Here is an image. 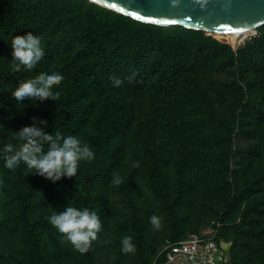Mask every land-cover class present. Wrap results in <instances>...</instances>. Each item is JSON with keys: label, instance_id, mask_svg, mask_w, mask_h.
Returning <instances> with one entry per match:
<instances>
[{"label": "trees", "instance_id": "1", "mask_svg": "<svg viewBox=\"0 0 264 264\" xmlns=\"http://www.w3.org/2000/svg\"><path fill=\"white\" fill-rule=\"evenodd\" d=\"M260 29L234 48L204 30L140 21L91 0H0V264H151L162 245L158 234L146 239L154 233L139 197L148 192L169 225L166 240L194 232L187 227L197 219L179 209L197 206L222 222L217 238L232 243V264H264ZM28 32L44 57L14 71L11 39ZM39 73L63 76L52 89L57 102L11 99ZM33 117L47 121L48 133L78 137L94 159L56 182L28 175L24 164L5 168L3 146L18 144L14 132ZM66 206L100 218L85 254L49 223ZM116 212L124 215L117 229L135 234L129 263L109 233Z\"/></svg>", "mask_w": 264, "mask_h": 264}, {"label": "clouds", "instance_id": "2", "mask_svg": "<svg viewBox=\"0 0 264 264\" xmlns=\"http://www.w3.org/2000/svg\"><path fill=\"white\" fill-rule=\"evenodd\" d=\"M41 40L32 32L23 36H14L11 39L12 66L14 71H31L44 57ZM59 73L51 75L39 73L34 78L19 82L11 93V99L17 103L28 101L59 100V93L52 89L63 81ZM120 82H117V86ZM33 123L23 126L14 134L18 144L8 143L3 146L4 166L8 170H15L21 164L26 166L28 175H39L52 182L59 181L62 177L69 179L76 177L81 162H91L94 152L87 144H81L74 135L63 136L60 132L48 133L47 121L33 117ZM47 146V151H45ZM139 167L138 162L133 165ZM117 184L122 181L117 178ZM154 227H159L156 216L150 218ZM49 223L54 227L75 251L85 254L89 251L92 242L97 240L98 233L102 230L99 216L88 208L77 209L66 206L63 211L49 217ZM130 236L121 241L122 251L132 253L135 246Z\"/></svg>", "mask_w": 264, "mask_h": 264}, {"label": "water", "instance_id": "3", "mask_svg": "<svg viewBox=\"0 0 264 264\" xmlns=\"http://www.w3.org/2000/svg\"><path fill=\"white\" fill-rule=\"evenodd\" d=\"M140 21L208 31H239L264 24V0H91ZM223 246L232 260V243Z\"/></svg>", "mask_w": 264, "mask_h": 264}, {"label": "rangeland", "instance_id": "4", "mask_svg": "<svg viewBox=\"0 0 264 264\" xmlns=\"http://www.w3.org/2000/svg\"><path fill=\"white\" fill-rule=\"evenodd\" d=\"M260 27L261 26H259V27H253V28H256L257 30H258V35H259V33H260V31H261V29H260ZM253 28H250V29H253ZM250 29H246V30H243V31H245L244 33H240L239 35H236V33H230L229 35L228 34H224V35H222V33H220V32H218V31H208V30H204L205 31V33L207 34V35H211V36H214V37H216V38H218V39H227L226 41H228L229 43H231L232 44V46H234L233 45V42H234V40H237L238 41V39L239 38H242V37H244V40L240 43V44H243V43H245L246 41H248V40H250V39H252V38H249V35H250V33H252V32H254L253 30H252V32H249V30ZM239 31H241V30H239ZM236 46H237V43H236ZM155 195L152 193H150V192H148V193H143V194H141L140 195V197H139V201L141 202V203H143L144 204V206H142V210H145V211H142L143 213H144V215L147 217V218H149V221H150V218L152 217V216H156L157 218H158V220H159V227H154L152 224H151V227H152V232L154 233V234H152V235H150V236H146V239H147V241L151 238V236H153V235H157L158 234V237H157V239H158V247L159 246H161V245H164V244H166V243H168L169 241H171V240H166L165 239V232L166 231H168V229H169V225H168V223H167V220L166 219H164V218H162L161 216H160V214L156 211V209H155V207H154V205L152 204V202L155 200V197H154ZM146 200H147V202H146ZM121 207H123V209L124 210H126L127 208L126 207H124V206H121ZM188 206L187 205H185V207H182V208H180L179 209V213H180V215H182L183 217L184 216H187V217H192V218H196L197 220V225L198 226H188L187 228H188V230L187 231H191V230H193V231H195V232H200V233H204V232H207V233H210L211 231H218V227H219V225H220V220H218L215 216L213 217V218H211L210 219V221H208V219L210 218V216H211V214L209 213V212H207L204 208H199V207H197V206H195L192 210L191 209H189L188 210V208H187ZM124 215H123V213H115L114 215H113V218L112 219H110L109 220V222H110V226H111V228H112V230H111V228H110V236L112 237V238H116V237H119L120 239H121V241H122V239L124 238V237H127V236H130L131 238H132V240H133V236L135 235L134 233H133V231H132V229H130V230H128L129 232L127 233V232H124V233H121L118 229H117V218H121V217H123ZM231 220H233V218L232 219H229V220H227L226 222H223L224 224H229L230 222H231ZM238 220H240V217H238L237 219H236V221H238ZM222 223V222H221ZM167 227V228H166ZM150 231V232H151ZM132 243H133V241H131ZM134 244V243H133ZM114 248H112L111 246H110V248L112 249L111 251H110V256H111V260H113V258H114V254H113V252L112 251H116V252H118L115 248H117V245H115V246H113ZM119 248V247H118ZM101 250H102V252H104V251H106V249L104 248V247H102L101 248ZM135 254V251L134 252H132V253H125V254H122V261L124 262V263H129L130 262V260H133L132 259V257H130V256H132V255H134ZM136 255V254H135ZM101 257H103L104 258V254H102L101 253Z\"/></svg>", "mask_w": 264, "mask_h": 264}, {"label": "built area", "instance_id": "5", "mask_svg": "<svg viewBox=\"0 0 264 264\" xmlns=\"http://www.w3.org/2000/svg\"><path fill=\"white\" fill-rule=\"evenodd\" d=\"M233 32L235 31L230 33ZM244 32L243 30L238 31L236 35ZM249 32H252L249 38L258 35L256 28L250 29ZM221 33L222 35L230 34L227 31ZM244 37L239 38L238 41L234 40L233 47L235 48L240 45ZM226 40L223 39L222 41L228 42ZM223 242L229 243L224 240H218L217 231H211L210 233L190 232L183 238L169 241L162 245L155 254L151 264H227L228 255Z\"/></svg>", "mask_w": 264, "mask_h": 264}, {"label": "flooded vegetation", "instance_id": "6", "mask_svg": "<svg viewBox=\"0 0 264 264\" xmlns=\"http://www.w3.org/2000/svg\"><path fill=\"white\" fill-rule=\"evenodd\" d=\"M227 257H228V256H227ZM227 264H232V260L229 259V257H228V262H227Z\"/></svg>", "mask_w": 264, "mask_h": 264}, {"label": "bare ground", "instance_id": "7", "mask_svg": "<svg viewBox=\"0 0 264 264\" xmlns=\"http://www.w3.org/2000/svg\"><path fill=\"white\" fill-rule=\"evenodd\" d=\"M228 33H230V32H232V31H227ZM221 33V32H220ZM233 33H238V31H235V32H233Z\"/></svg>", "mask_w": 264, "mask_h": 264}]
</instances>
